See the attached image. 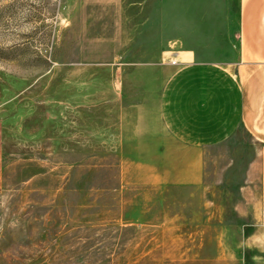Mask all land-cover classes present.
<instances>
[{"label": "rangeland", "instance_id": "obj_1", "mask_svg": "<svg viewBox=\"0 0 264 264\" xmlns=\"http://www.w3.org/2000/svg\"><path fill=\"white\" fill-rule=\"evenodd\" d=\"M237 2L0 0V264H264V235L185 234L100 130L106 83L128 70L152 110L181 47L220 59Z\"/></svg>", "mask_w": 264, "mask_h": 264}, {"label": "crops", "instance_id": "obj_2", "mask_svg": "<svg viewBox=\"0 0 264 264\" xmlns=\"http://www.w3.org/2000/svg\"><path fill=\"white\" fill-rule=\"evenodd\" d=\"M236 12L217 61L181 47L186 60L152 110L132 93L142 85L125 81L128 70L106 83L114 117L100 130L117 152L145 156L135 163L142 183L169 193L162 209L176 204L178 214L166 216L185 234L264 235V0H238Z\"/></svg>", "mask_w": 264, "mask_h": 264}]
</instances>
